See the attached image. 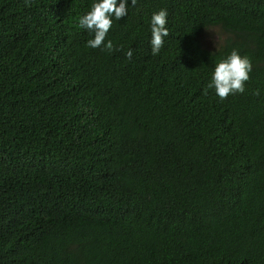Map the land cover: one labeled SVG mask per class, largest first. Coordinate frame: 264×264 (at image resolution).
I'll return each mask as SVG.
<instances>
[{
    "label": "trees",
    "instance_id": "obj_1",
    "mask_svg": "<svg viewBox=\"0 0 264 264\" xmlns=\"http://www.w3.org/2000/svg\"><path fill=\"white\" fill-rule=\"evenodd\" d=\"M91 3L0 0V264H264V0H138L111 51ZM233 49L250 79L220 99Z\"/></svg>",
    "mask_w": 264,
    "mask_h": 264
},
{
    "label": "clouds",
    "instance_id": "obj_2",
    "mask_svg": "<svg viewBox=\"0 0 264 264\" xmlns=\"http://www.w3.org/2000/svg\"><path fill=\"white\" fill-rule=\"evenodd\" d=\"M138 0H92L90 10L77 17V26L93 34L87 41V47L102 48L111 51L112 41L107 39L114 21L127 17L129 7H135ZM168 11L160 9L154 12L150 19L151 51L153 55L159 54L164 45L165 37L169 35ZM129 59L133 52L126 53ZM252 61L249 56L242 55L233 49L229 55L221 59L214 67L208 88L214 89L220 99L229 95L245 92V83L250 79ZM259 95V91L255 93Z\"/></svg>",
    "mask_w": 264,
    "mask_h": 264
},
{
    "label": "rangeland",
    "instance_id": "obj_3",
    "mask_svg": "<svg viewBox=\"0 0 264 264\" xmlns=\"http://www.w3.org/2000/svg\"><path fill=\"white\" fill-rule=\"evenodd\" d=\"M222 38L223 35L217 28H206L200 36L202 45L207 49L216 48Z\"/></svg>",
    "mask_w": 264,
    "mask_h": 264
}]
</instances>
